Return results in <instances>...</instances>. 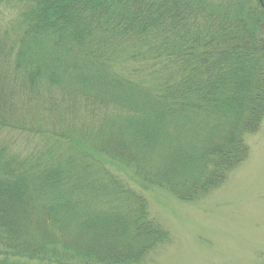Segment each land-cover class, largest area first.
Wrapping results in <instances>:
<instances>
[{
	"label": "trees",
	"instance_id": "obj_1",
	"mask_svg": "<svg viewBox=\"0 0 264 264\" xmlns=\"http://www.w3.org/2000/svg\"><path fill=\"white\" fill-rule=\"evenodd\" d=\"M263 120V2L0 0V264H140Z\"/></svg>",
	"mask_w": 264,
	"mask_h": 264
},
{
	"label": "rangeland",
	"instance_id": "obj_2",
	"mask_svg": "<svg viewBox=\"0 0 264 264\" xmlns=\"http://www.w3.org/2000/svg\"><path fill=\"white\" fill-rule=\"evenodd\" d=\"M246 140L248 160L199 202L155 188L143 193L170 241L140 264H264V120Z\"/></svg>",
	"mask_w": 264,
	"mask_h": 264
}]
</instances>
